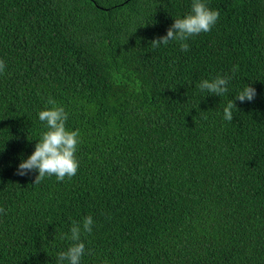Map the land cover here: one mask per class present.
I'll use <instances>...</instances> for the list:
<instances>
[{
	"label": "trees",
	"instance_id": "obj_1",
	"mask_svg": "<svg viewBox=\"0 0 264 264\" xmlns=\"http://www.w3.org/2000/svg\"><path fill=\"white\" fill-rule=\"evenodd\" d=\"M192 2L0 0V264H58L87 216L81 264H264V0H203L211 31L152 47ZM217 75L224 96L199 89ZM49 97L79 169L33 184Z\"/></svg>",
	"mask_w": 264,
	"mask_h": 264
},
{
	"label": "clouds",
	"instance_id": "obj_2",
	"mask_svg": "<svg viewBox=\"0 0 264 264\" xmlns=\"http://www.w3.org/2000/svg\"><path fill=\"white\" fill-rule=\"evenodd\" d=\"M218 10H213L203 0H193L191 11L183 18H177L167 29L166 35L155 38L151 41L154 48L161 44L167 45L170 41H187L189 38L212 30L219 19ZM182 51L189 50L188 43L180 44ZM6 69L5 61L0 59V75ZM238 68L232 70L233 75ZM231 76L217 75L215 78L204 79L198 87L212 96H224L228 92V84ZM257 92L250 84L246 85L233 100H229L223 109L224 120L233 121V109L236 108L235 101L251 102ZM47 103L52 107L46 108L38 113L39 120L44 123L46 131H43L40 139L35 144V149L26 160L18 165L17 175L25 176L31 172H37L33 184L40 183L45 177L55 176L58 182L64 181L67 177L71 179L77 174L79 161L76 157L78 145L80 144V131L69 130L66 127L68 113L64 107L57 105L56 101L49 97ZM0 214H6V210L0 208ZM93 218L87 216L80 222H73L70 235L65 239L71 241L67 250L57 254L58 264H81L85 255V243L81 240L82 234L92 232ZM89 253L91 250H88Z\"/></svg>",
	"mask_w": 264,
	"mask_h": 264
}]
</instances>
